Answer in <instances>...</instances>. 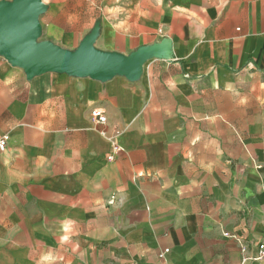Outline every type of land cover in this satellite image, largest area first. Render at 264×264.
<instances>
[{
    "label": "crops",
    "instance_id": "0c3cea01",
    "mask_svg": "<svg viewBox=\"0 0 264 264\" xmlns=\"http://www.w3.org/2000/svg\"><path fill=\"white\" fill-rule=\"evenodd\" d=\"M91 15L99 49L169 39L172 58L102 83L0 55V264H264V0Z\"/></svg>",
    "mask_w": 264,
    "mask_h": 264
},
{
    "label": "water",
    "instance_id": "95a60500",
    "mask_svg": "<svg viewBox=\"0 0 264 264\" xmlns=\"http://www.w3.org/2000/svg\"><path fill=\"white\" fill-rule=\"evenodd\" d=\"M48 8L43 0L0 2V55L13 67L23 69L28 80L46 73H60L102 83L118 76L137 81L148 61L172 58L169 39L140 46L129 55L102 51L95 46L100 36V23L75 51L49 41L39 42L42 35L40 17Z\"/></svg>",
    "mask_w": 264,
    "mask_h": 264
},
{
    "label": "rangeland",
    "instance_id": "374dc122",
    "mask_svg": "<svg viewBox=\"0 0 264 264\" xmlns=\"http://www.w3.org/2000/svg\"><path fill=\"white\" fill-rule=\"evenodd\" d=\"M43 1L49 8L47 13L40 17L42 35L39 42L49 41L70 51L77 50L83 39L91 34L97 24H93L91 15V6L94 0ZM54 8L62 10L57 11ZM101 33L102 25L100 24V36ZM98 40L96 48L100 45Z\"/></svg>",
    "mask_w": 264,
    "mask_h": 264
},
{
    "label": "built area",
    "instance_id": "2783aa9c",
    "mask_svg": "<svg viewBox=\"0 0 264 264\" xmlns=\"http://www.w3.org/2000/svg\"><path fill=\"white\" fill-rule=\"evenodd\" d=\"M92 117L94 118L95 122L98 125L103 127L105 130L107 129V127H108V119H107V116H106L105 112L102 109L97 108V109L93 110ZM7 142H8V138L7 137H4V138H2L0 140V151L1 152H4L6 150ZM116 150H118V149L116 148ZM109 159L112 160L113 156H110ZM243 251L245 252L246 248H244ZM257 251H258V255H257L256 260L264 261V235H263L262 240L257 245Z\"/></svg>",
    "mask_w": 264,
    "mask_h": 264
}]
</instances>
